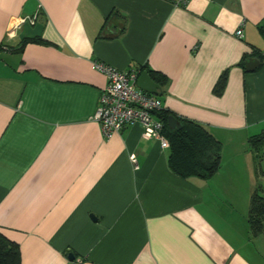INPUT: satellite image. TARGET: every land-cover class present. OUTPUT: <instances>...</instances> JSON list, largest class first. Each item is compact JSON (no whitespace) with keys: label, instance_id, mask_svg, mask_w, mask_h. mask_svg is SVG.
I'll return each mask as SVG.
<instances>
[{"label":"crops","instance_id":"crops-1","mask_svg":"<svg viewBox=\"0 0 264 264\" xmlns=\"http://www.w3.org/2000/svg\"><path fill=\"white\" fill-rule=\"evenodd\" d=\"M263 18L264 0H0V235L20 264H264L246 225L264 63L243 70ZM92 62L162 75L160 109L221 144L214 175L177 177L138 126L102 137Z\"/></svg>","mask_w":264,"mask_h":264},{"label":"trees","instance_id":"trees-1","mask_svg":"<svg viewBox=\"0 0 264 264\" xmlns=\"http://www.w3.org/2000/svg\"><path fill=\"white\" fill-rule=\"evenodd\" d=\"M179 6H183L180 4ZM258 33L264 39V18L256 26ZM27 42L45 44L39 38L22 40L21 44ZM250 56L258 60V67L264 63V50L262 52L253 50ZM248 57L243 58V62ZM244 64V63H243ZM138 74L145 72L149 79L158 86L159 93L165 84L162 75L145 70L144 67L137 68ZM226 73L223 72L215 82L212 93L219 95ZM162 124V135L167 141L168 170L181 179L196 178L200 180L210 179L218 170L220 165L221 144L215 140L202 126L186 120L179 119L166 110L160 109L153 113ZM171 116L179 125V129L167 127V118ZM253 162V174L256 178L260 170L261 158L264 159V128L256 135L249 136L246 140ZM246 225L249 237L254 238L264 234V185L257 183L248 198L246 212ZM74 259L70 261V264ZM0 264H20L17 246L4 239L0 235Z\"/></svg>","mask_w":264,"mask_h":264},{"label":"built area","instance_id":"built-area-1","mask_svg":"<svg viewBox=\"0 0 264 264\" xmlns=\"http://www.w3.org/2000/svg\"><path fill=\"white\" fill-rule=\"evenodd\" d=\"M170 1L173 5L179 6L184 4L185 0ZM239 27L234 32L238 39L241 38ZM91 68L105 78V86L98 95L93 115L102 137L109 138L123 127L135 125L140 128L143 138L157 141L160 149L167 148V141L162 135V124L153 114L160 110V101L156 96L146 94L136 87L139 75L137 68L118 71L99 62H92ZM128 158L134 164L133 155H129ZM71 264L80 262L74 261Z\"/></svg>","mask_w":264,"mask_h":264},{"label":"water","instance_id":"water-1","mask_svg":"<svg viewBox=\"0 0 264 264\" xmlns=\"http://www.w3.org/2000/svg\"><path fill=\"white\" fill-rule=\"evenodd\" d=\"M257 65H258V60L253 58H247L244 61L243 70L245 72H252L257 67ZM135 85L139 90H141L146 94L152 96L160 95L158 86L149 79V77L144 71L138 75ZM166 124L167 127L170 129H179V125L177 124L175 119L172 118L171 116L167 118ZM68 260L72 261L73 257L71 255H68Z\"/></svg>","mask_w":264,"mask_h":264},{"label":"rangeland","instance_id":"rangeland-1","mask_svg":"<svg viewBox=\"0 0 264 264\" xmlns=\"http://www.w3.org/2000/svg\"><path fill=\"white\" fill-rule=\"evenodd\" d=\"M247 150H249L248 148H247ZM249 152V151H248ZM250 153V152H249ZM238 167L240 168V166L238 165ZM241 169V168H240ZM249 169H250V173L252 174V178H254V179H252V181L254 180V186L257 184V182L258 183H260V184H263L264 185V159H262L261 158V163H260V170L262 171V172H257L256 174H257V176H256V178H257V180L255 179V176H254V174H253V162H252V158L250 157L249 158V163H248V169H247V171L249 172ZM241 171H242V169H241ZM253 186V185H252ZM253 189V188H252ZM252 189H249V192L251 193V191H252ZM249 194V193H248Z\"/></svg>","mask_w":264,"mask_h":264}]
</instances>
